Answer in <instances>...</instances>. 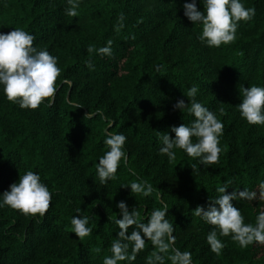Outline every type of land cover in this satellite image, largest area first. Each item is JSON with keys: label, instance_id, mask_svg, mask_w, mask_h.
Segmentation results:
<instances>
[{"label": "trees", "instance_id": "trees-1", "mask_svg": "<svg viewBox=\"0 0 264 264\" xmlns=\"http://www.w3.org/2000/svg\"><path fill=\"white\" fill-rule=\"evenodd\" d=\"M190 2L78 0V16L70 17L67 0H0V32L26 30L35 37L34 47L47 49L61 69L54 100L35 110L8 101L0 85V193L29 170L52 193L43 216L0 207V264H103L118 238L122 200L142 222L166 207L174 246L191 253V264H264V245L241 248L219 232L225 246L220 255L213 253L206 236L214 226L193 215L230 180L229 193L248 189L257 195L264 182V125L249 124L237 108L242 87H264V0H241L255 8V16L239 22L234 42L218 48L198 39L202 26L184 15ZM195 2L204 11L203 0ZM121 13L124 27L117 32ZM109 39L111 57H90L89 45L107 46ZM90 58L93 69L86 63ZM192 86L198 88L195 99L224 125L218 164H200L181 149H174L171 162L160 154L159 137L167 132L175 138L172 126L194 119L187 109L173 107L179 99L190 103ZM107 132L126 136L127 162L104 185L96 166L108 151ZM139 180L153 186L150 196L132 193L129 184ZM232 203L245 223L254 224L264 209L258 199ZM76 215L89 217L92 232L83 240L72 231ZM154 250L146 239L134 261L118 264H146Z\"/></svg>", "mask_w": 264, "mask_h": 264}, {"label": "clouds", "instance_id": "clouds-1", "mask_svg": "<svg viewBox=\"0 0 264 264\" xmlns=\"http://www.w3.org/2000/svg\"><path fill=\"white\" fill-rule=\"evenodd\" d=\"M67 4L65 14L70 17L78 16V0H67ZM203 4L204 11H201L195 0L185 3L184 15L194 24L202 26L198 39L215 48L234 42L239 22L250 21L256 11L255 8L245 7L241 0H203ZM124 19L121 13L116 25L117 32L124 27ZM34 40L32 34L18 27L8 33L0 32V85H3L8 101L32 110L37 109L45 100H54L56 83L61 74L57 58L47 49L34 47ZM112 44L113 41L109 39L107 46L97 48L89 45L87 51L90 57L94 53L111 57ZM86 63L90 69L94 68L91 58ZM197 91L196 86L190 87L186 93L190 103L179 99L173 105L174 109H187L188 114L194 117L192 122L172 126L171 131L175 133V138L167 132L159 137L162 144L160 154L167 155L169 162L176 160L174 149H181L189 157L199 159L200 164L205 166L219 163L222 152L219 138L223 134L224 125L213 111L195 99ZM240 96L242 102L237 108L241 116L251 125H264V87H242ZM125 142L126 136L123 134L106 133L105 144L108 151L99 158L96 166L101 184L106 185L110 179H115L120 162H127ZM191 167L194 169V166ZM232 183L230 180L223 186H218V195L210 199L207 208L198 205L193 209L194 216L214 226L207 234L206 241L216 255H220L225 246L218 238V232L219 236H230L241 248H247L254 243L264 245V209L256 215L254 224L245 223L241 210L232 203L233 200L241 199L264 201V182L258 186L259 195L257 191L248 189H236L229 193L227 189ZM129 185L132 193L145 197L154 192L153 186L147 181H133ZM51 200L52 193L49 188L31 170L20 175L19 180L10 185L9 190L0 193V207L9 206L24 215H45L51 206ZM117 207L122 213V218L115 220L120 231L118 238L111 244L112 255L105 256L103 264L134 261L136 255L145 249L146 239L151 241L155 249L146 258V264H165L166 258L171 264H191V253L174 246V227L166 219V207L152 210L147 222L140 220V213L135 208L130 212L125 201H120ZM79 211L77 209L78 213ZM88 224L87 216L81 218L76 215L71 219L72 231L81 240L91 235L92 229ZM130 226H134V229L128 235ZM130 245L132 251L129 255ZM96 252L99 253L100 249L97 248Z\"/></svg>", "mask_w": 264, "mask_h": 264}]
</instances>
